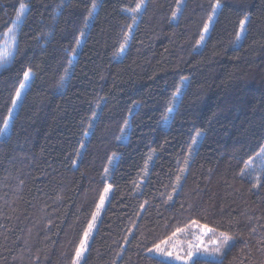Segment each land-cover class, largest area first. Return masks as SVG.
Listing matches in <instances>:
<instances>
[{
    "label": "trees",
    "instance_id": "16d2710c",
    "mask_svg": "<svg viewBox=\"0 0 264 264\" xmlns=\"http://www.w3.org/2000/svg\"><path fill=\"white\" fill-rule=\"evenodd\" d=\"M21 4L0 264H73L107 185L81 264H171L148 251L194 222L231 243L191 264H264V0H0V45Z\"/></svg>",
    "mask_w": 264,
    "mask_h": 264
},
{
    "label": "rangeland",
    "instance_id": "374dc122",
    "mask_svg": "<svg viewBox=\"0 0 264 264\" xmlns=\"http://www.w3.org/2000/svg\"><path fill=\"white\" fill-rule=\"evenodd\" d=\"M219 9V5L215 6L214 12L211 16V19H209L208 23H207V31H205V29L203 30V34L202 36L204 37L203 40L200 39L199 44L197 45V51L201 49V47L204 44V41L206 39V37L208 36L210 29L212 27V24L215 20L216 17V12ZM141 10V9H139ZM26 11V8H25ZM24 11V14H25ZM23 14V16H24ZM22 18L17 21L16 18L12 24V26L8 29V31L3 35L2 37V41H1V45H0V68L5 66L6 64H8V62L10 61V59L13 56L14 53V49H15V45H16V34H17V29L18 26L20 25ZM245 22L244 24V31H241V26L239 28V32H238V36L237 37V45H239L241 43V41L244 38L245 32H246V22H247V18H245L243 20ZM125 51V47L123 48V51L120 52L121 55L124 54ZM29 73V78L26 80L25 77L23 79V83L24 85H26L23 89H19L22 92V95L17 99L15 96V99L17 100L15 105H12L11 107V113L8 115L7 120H8V127L6 129V131H4L3 133H0V137L4 138L6 136H8L9 132H10V128H11V123H12V119L14 117V115L16 114L19 104L29 86L30 83V79H31V72ZM184 83H186V79L184 80ZM182 88V87H181ZM177 96L179 97V94H177ZM173 111V108L170 109V112ZM260 155H264V147L262 148V150L259 153ZM261 160L260 162H264L263 159H259ZM105 189H107V191H105ZM101 197H103V202L101 203V197L99 199V203L97 206V209L95 210L91 220L89 221V224L85 230V233H87V237H85V233L83 235L82 241H85V247H84V251L82 256L79 258L78 260V264H81L86 252H87V248L88 245L97 229L98 223L100 221V218L102 216V212L108 202L109 196H110V186L107 185L105 187ZM89 225H92V227L90 228ZM222 233L220 232H215L209 228H207L206 226H202L198 223H191L188 226L179 229L177 232H175L172 236H170L169 238L165 239L163 242L157 244L160 245V247L165 251V252H172L173 255L172 256H167V255H162L161 253L157 252L155 250V246L151 248V251H148V253L152 256H155L163 261H166L168 263L171 264H191L192 261L197 258V257H203V258H211V259H215L218 256H220L224 249L226 247L229 246V244L231 243V239L227 242V244H222ZM217 246H220L221 250L220 252H216L215 249L217 248ZM81 247V243L78 247V249ZM199 248V251L196 252L195 250ZM193 251L194 252V256L192 260H186V259H182V257H186L187 253L189 251ZM77 260V257L75 256L74 261ZM73 261V264H74Z\"/></svg>",
    "mask_w": 264,
    "mask_h": 264
},
{
    "label": "snow or ice",
    "instance_id": "6c2138e0",
    "mask_svg": "<svg viewBox=\"0 0 264 264\" xmlns=\"http://www.w3.org/2000/svg\"><path fill=\"white\" fill-rule=\"evenodd\" d=\"M25 8H26V5L21 4L20 11L18 12L17 17H16V20H17V21H19V20L22 18L23 14H24V11H25ZM139 9H140V5L138 4V5H137V8L134 9L133 11H138ZM173 15H175V13H174ZM210 19H211V18H210ZM240 23H241V31H244V24H245V22H244V21H241ZM205 31H207V25H205ZM238 38H239V36H238ZM203 39H204V37L201 36V40H203ZM121 51H123V46L121 47ZM24 76H25V79L27 80V79L29 78V73H28V72H25V73H24ZM25 86H26V85L21 84L20 89H23ZM20 89H18V90L16 91V98H17V99L22 95V92H21ZM177 92H179V89H177ZM16 102H17V100L14 99V100L12 101L13 105H15ZM10 113H11V109H9V114H10ZM7 127H8V120L6 119V120L4 121V127H3V128H0V133H3L4 131H6ZM194 142H195V141H194ZM105 191H107V189H105ZM103 199H104V198L101 197V203L103 202ZM89 227L91 228L92 225H89ZM87 235H88V234L85 233V237H87ZM221 236H222V238H223V239H222V244H227V242L231 239L227 234H224V233H222ZM84 247H85V241H81V247H80V248L77 250V252H76L77 260L74 261V264H78V260H79V258L82 256V254H83ZM155 250H156L157 252L161 253L162 255H167V256H172V255H173L172 252H165V251L160 247V245H156V246H155ZM220 250H221L220 246H217V248L215 249V251H216L217 253L220 252ZM149 251H151V249H150ZM195 251L198 252V251H199V248H197ZM193 256H194V252L190 250V251L187 253L186 257H182V259L192 260V259H193Z\"/></svg>",
    "mask_w": 264,
    "mask_h": 264
}]
</instances>
